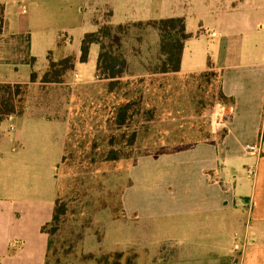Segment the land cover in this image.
Segmentation results:
<instances>
[{
    "label": "rangeland",
    "instance_id": "rangeland-1",
    "mask_svg": "<svg viewBox=\"0 0 264 264\" xmlns=\"http://www.w3.org/2000/svg\"><path fill=\"white\" fill-rule=\"evenodd\" d=\"M204 1L91 0L84 13L87 21L93 17L103 27L112 24L113 16L119 22L135 20L123 23L121 29L114 28L115 38L105 40L107 47L128 63L125 75L113 91H109V79L99 80L94 75L93 64L68 70L62 82H43L51 61L59 62L65 57L67 46L69 51L79 49V37L78 32L71 34L64 29L65 23L61 22L53 34H34L35 47H48L49 63L37 71L36 82L20 90L14 102L16 112L0 127V224L44 222L42 230L49 234L47 264H128L161 255L189 257L214 250L210 247L213 241L198 236L197 231L194 234L187 227L186 230L160 227L155 231L150 227L151 219L128 215L126 209L127 189L137 182L134 172H146L142 157L166 156L175 148L211 139L212 134L218 139L223 135L222 127L216 126L225 105L220 71L210 69L190 75L153 73L163 59L160 31L146 24L127 27L134 22L175 15L186 17L191 29L201 22L207 28L214 27L213 14L221 11V7L214 3L206 5ZM21 11L14 8V16ZM28 16L36 17V13L28 8L27 15L19 17ZM37 25L34 20L33 28L38 29ZM68 35L72 38L71 43L67 41L69 44L64 42L70 39L65 38ZM217 40L205 34L203 40L196 42V48L203 52ZM19 41L18 46L24 50L30 43L26 37ZM28 71L21 70L20 77L27 78ZM92 76L93 81L84 82ZM128 101L137 104L129 110L130 120L119 125L117 107ZM45 118L68 122V134L58 121ZM110 148L117 149V159L105 160ZM158 168L157 165L153 171L154 179L160 174ZM252 181L251 196L256 190L258 207H262L264 216V182L262 185L258 182L255 188ZM35 202L37 210L33 212ZM51 202H56L55 210L57 207L60 211L55 222L54 215L52 220L48 218L52 214ZM16 209H23L18 215L23 220L12 217ZM234 212L238 216L229 212L218 215H231L227 225L215 224L226 227L221 229V249L235 243L242 247L247 226L252 232L259 226L261 231L264 228V224H256V211L253 216L251 210ZM179 221L166 218L158 224L175 225ZM3 228L10 231L4 234L2 230L1 237L6 239L12 253L16 252L21 247L20 236L8 226ZM208 229L219 240L214 229L209 226ZM204 230L200 227L199 233ZM261 240L264 241V233ZM218 243H214L215 247H219ZM235 252L237 259L241 249ZM27 258L29 262L18 258L7 264L39 262L38 258Z\"/></svg>",
    "mask_w": 264,
    "mask_h": 264
},
{
    "label": "crops",
    "instance_id": "crops-1",
    "mask_svg": "<svg viewBox=\"0 0 264 264\" xmlns=\"http://www.w3.org/2000/svg\"><path fill=\"white\" fill-rule=\"evenodd\" d=\"M90 1L0 0V84L30 83L33 70L37 72L48 66V47H35L34 34H53L57 31L58 22L65 23L64 29L69 30L71 34L78 32L79 49L69 51L67 46L65 57L74 56V69L78 65H95L94 75L97 76L100 44L93 43L88 60L81 61L82 39L86 33L97 31L101 25V22L93 17L88 21L85 17L84 13L88 10ZM204 3H214L221 7V11L213 14L212 18V26L216 28H207L205 23L201 22L191 29L189 20L185 17L187 32L192 34V37L185 43L180 71L174 73L190 75L210 69L220 71V89L230 101L222 107L220 121L216 126L222 127L225 133L220 139L212 134L211 139L175 148L174 151L166 153V156L142 157L140 160L144 159L143 169L146 172H134L137 182L127 189L126 209L128 215L132 213L144 220L151 219L150 227L155 231L160 227L166 230H186L187 227L192 229L194 234L197 231L198 236L213 241L210 247L214 250L189 257L161 255L128 264H264V241L261 240L264 228L261 231L259 226L252 232L247 226L240 248L241 255L236 259L234 254L237 243L221 249L220 239L226 227L215 225H227L231 216L218 217L219 213L229 212L238 216V212L234 211L242 209L245 213L253 211L251 216L256 211V224H264L256 190L252 196L250 192L252 179L255 188L258 182L259 185L264 182V29L260 28V25H264V0H205ZM27 6L34 10L36 17H19L20 14L27 15ZM16 7L22 11L14 16L13 9ZM34 20L38 21V29L32 26ZM129 21L135 20L127 19L125 22ZM111 22L116 25L125 23L117 21L114 16ZM205 34L219 40L213 47L208 46L202 52L199 47L196 48V42L203 40ZM21 37L30 40L29 45L24 47L25 50L18 46L21 45ZM67 37L70 39H65L64 42L71 43L72 38L69 35L65 36ZM159 48H156L157 52L160 51ZM21 70H29L27 78L20 77ZM93 77L84 82L93 81ZM45 120L58 121L68 134L69 124L65 120ZM146 161H150L149 164ZM157 165L160 174L158 179H154L153 171ZM249 169L254 171L252 175L248 173ZM36 204L33 203V212L37 210ZM50 204L52 214L50 213L48 218L52 220L56 202ZM22 210L16 209L12 214L14 220H23V217L18 216ZM166 218H176L180 221L175 225L158 224ZM233 221L229 223L232 224ZM6 225L20 236L18 241L21 247L13 253L6 239L1 237L2 230L4 234H9L10 230L3 228L7 227ZM6 225L0 224V264H7L10 259L18 258L29 262L27 256L38 258L39 262L36 264H47L49 234L42 230L44 222ZM208 226L214 229L219 240H215ZM200 227L206 229L201 234ZM215 242H219V247H215ZM217 249L219 251H215Z\"/></svg>",
    "mask_w": 264,
    "mask_h": 264
},
{
    "label": "trees",
    "instance_id": "trees-1",
    "mask_svg": "<svg viewBox=\"0 0 264 264\" xmlns=\"http://www.w3.org/2000/svg\"><path fill=\"white\" fill-rule=\"evenodd\" d=\"M145 22V23H144ZM152 25L160 31V41H161V53H162V63L161 65L153 71V73H170L180 71L181 60L183 55V50L186 41L192 37V34L187 32L186 21L183 16H174L169 18H161L159 20L153 21H139L133 24H128L130 26H140V25ZM124 24H105V26H100L97 31L88 32L82 39L81 44V61L86 62L89 58L90 47L93 43H98L101 46V51L99 54L97 62V76L100 79H109V91H113L116 85L120 82V78L125 75L128 67L126 58L114 53L109 49L105 43V40H113L115 37L113 35L114 28L121 29ZM116 29V30H117ZM60 67V68H58ZM75 67V58L72 55H68L62 58L59 62L51 61L50 67L43 76V82H62L64 81V75L68 70H73ZM38 78L37 72L34 70L31 73V82H36ZM141 82V81H140ZM29 83H1L0 84V125L7 119L9 115H13L15 111V99L20 95V90L27 88ZM221 97L223 98L225 104L229 103V98L221 91ZM137 104V101L133 102H123L117 107V123L119 125H124L129 117V110L133 105ZM134 114H132V117ZM225 132H223L224 135ZM117 149L110 148L109 152L106 154L105 160H114L116 157ZM57 212H60L56 207L54 217L52 221L58 219Z\"/></svg>",
    "mask_w": 264,
    "mask_h": 264
},
{
    "label": "built area",
    "instance_id": "built-area-1",
    "mask_svg": "<svg viewBox=\"0 0 264 264\" xmlns=\"http://www.w3.org/2000/svg\"><path fill=\"white\" fill-rule=\"evenodd\" d=\"M260 28L264 29V25H260ZM1 34H2V33H0V35H1ZM248 173L252 175V174L254 173V171H253L252 169H249ZM240 247H241V246H240L239 244H236V245H235V248H236V249H240Z\"/></svg>",
    "mask_w": 264,
    "mask_h": 264
}]
</instances>
